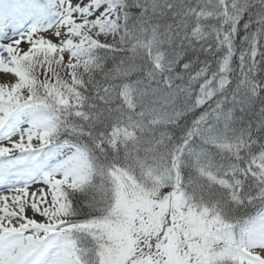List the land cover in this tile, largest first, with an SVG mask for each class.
Segmentation results:
<instances>
[{"label":"snow or ice","instance_id":"obj_1","mask_svg":"<svg viewBox=\"0 0 264 264\" xmlns=\"http://www.w3.org/2000/svg\"><path fill=\"white\" fill-rule=\"evenodd\" d=\"M0 78V264H264V0H0Z\"/></svg>","mask_w":264,"mask_h":264},{"label":"rangeland","instance_id":"obj_2","mask_svg":"<svg viewBox=\"0 0 264 264\" xmlns=\"http://www.w3.org/2000/svg\"><path fill=\"white\" fill-rule=\"evenodd\" d=\"M10 78H12V77H10ZM10 80V79H9Z\"/></svg>","mask_w":264,"mask_h":264}]
</instances>
